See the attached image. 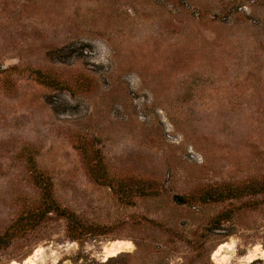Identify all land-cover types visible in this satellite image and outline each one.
<instances>
[{"label": "rangeland", "instance_id": "1", "mask_svg": "<svg viewBox=\"0 0 264 264\" xmlns=\"http://www.w3.org/2000/svg\"><path fill=\"white\" fill-rule=\"evenodd\" d=\"M226 243L264 249V0H0V264Z\"/></svg>", "mask_w": 264, "mask_h": 264}, {"label": "bare ground", "instance_id": "2", "mask_svg": "<svg viewBox=\"0 0 264 264\" xmlns=\"http://www.w3.org/2000/svg\"><path fill=\"white\" fill-rule=\"evenodd\" d=\"M133 250L132 243L128 241H113L108 243L103 248V259L104 262H107L109 259L116 258L120 254L128 253ZM233 252V245L232 244H222L220 245L217 250L213 254V261L216 264H230L231 263V256L230 254ZM38 258V252L36 251L32 256L27 257L22 264H36ZM245 262L247 264H252L256 260L264 259V249L260 247H254L253 251L249 253L245 258ZM9 264H18L17 262H11Z\"/></svg>", "mask_w": 264, "mask_h": 264}]
</instances>
